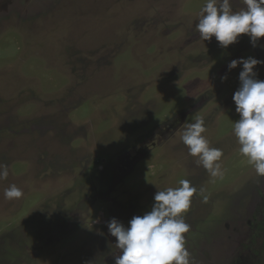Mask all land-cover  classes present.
I'll return each mask as SVG.
<instances>
[{
    "label": "rangeland",
    "instance_id": "374dc122",
    "mask_svg": "<svg viewBox=\"0 0 264 264\" xmlns=\"http://www.w3.org/2000/svg\"><path fill=\"white\" fill-rule=\"evenodd\" d=\"M204 3L0 0V264H114L107 222L127 226L181 179L197 190L189 264H264V176L239 152L242 65L227 68L264 61V37L204 41ZM253 70L264 80V63ZM198 116L222 175L180 139ZM13 184L23 195L6 199Z\"/></svg>",
    "mask_w": 264,
    "mask_h": 264
},
{
    "label": "clouds",
    "instance_id": "9594fccd",
    "mask_svg": "<svg viewBox=\"0 0 264 264\" xmlns=\"http://www.w3.org/2000/svg\"><path fill=\"white\" fill-rule=\"evenodd\" d=\"M240 10H233L230 0H206L199 11L196 29L199 36L210 41L214 36L222 48L237 42L241 34L248 35L256 46L264 37V0H243ZM264 63L256 58L231 60V70L242 65L239 87L232 95L239 119L234 120L232 131L237 138L239 152L248 158L258 176H264V80L256 78L254 66ZM226 75L221 77L223 81ZM207 131L204 118L198 116L185 125L180 139L187 146L189 155L197 157L211 176L222 175L221 149L210 146L203 135ZM8 176L6 165H0V179ZM196 189L187 179L177 187H168L154 193L151 210L134 215L125 226L116 218L107 222L111 236L115 237L119 254L113 255L114 264H189V252L183 234L189 231L183 214L188 210ZM6 199L20 198L22 190L14 184L4 192ZM206 199V198H205Z\"/></svg>",
    "mask_w": 264,
    "mask_h": 264
}]
</instances>
